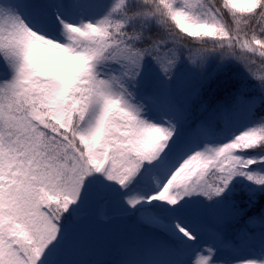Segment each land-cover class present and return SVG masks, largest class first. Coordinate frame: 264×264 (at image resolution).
Listing matches in <instances>:
<instances>
[{"label":"snow or ice","instance_id":"snow-or-ice-1","mask_svg":"<svg viewBox=\"0 0 264 264\" xmlns=\"http://www.w3.org/2000/svg\"><path fill=\"white\" fill-rule=\"evenodd\" d=\"M0 264H264V0H0Z\"/></svg>","mask_w":264,"mask_h":264}]
</instances>
